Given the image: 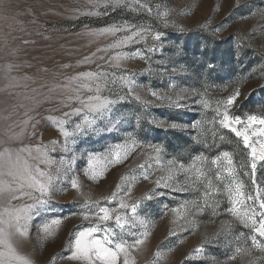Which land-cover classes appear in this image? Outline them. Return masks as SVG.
I'll return each mask as SVG.
<instances>
[{
	"label": "rangeland",
	"instance_id": "1",
	"mask_svg": "<svg viewBox=\"0 0 264 264\" xmlns=\"http://www.w3.org/2000/svg\"><path fill=\"white\" fill-rule=\"evenodd\" d=\"M105 2L0 0V143L23 129L22 139L13 147L31 149L32 156L38 155V147L47 149L55 161L54 165L40 164L26 152L29 164L55 173L61 157L64 165L71 162V172L59 175L52 210L34 218L31 242L20 254L33 264H78L67 259L66 250L77 231L91 226L80 215L89 211L84 201L89 200L91 210L98 211L92 202L103 203L115 191L117 200L129 205L121 213L128 222L124 229L114 219L104 226L129 241V232L149 234L132 254L134 264H264V253L252 246L251 230L227 212L225 185L233 177L226 171V161L211 163L229 152L236 178L244 182L246 193L256 194L244 174L251 172L246 167L248 150L219 120L225 111L223 102L237 90L239 96L228 107L231 115L264 116V106L254 107L253 112L249 106L264 99V0H125L126 7L107 11ZM125 22L150 32L139 44L118 49L112 45L130 32L88 34ZM157 32L162 33L160 40L152 38ZM117 52L129 53L119 68L111 60ZM88 71L116 74L115 83L109 82L101 92L116 103L111 113L97 120V134L82 135L75 133V123L82 117L68 119L64 113L80 106L75 97L95 95L82 87L89 81L73 80ZM124 76L136 81L132 95H128ZM152 91L163 99L156 100ZM177 103L179 107L172 106ZM66 119L63 128L69 133L74 159L62 147L66 138L59 122ZM108 120L113 121L111 131L103 130ZM173 123L178 127L172 128ZM157 148L159 155L154 151ZM117 151L121 152L119 164L113 161ZM124 151L127 159H123ZM90 154L99 157L98 168L104 170L96 182L84 175ZM170 161L182 165L181 170L177 172ZM144 175L149 179L144 180ZM70 178L80 181L81 190L71 188ZM257 179L264 188V168L259 164ZM156 180H167L169 187L158 188ZM205 191L210 195L205 196ZM13 203L22 206L31 201L25 197ZM133 203L139 204L135 214ZM61 216L64 219L53 237L45 240L41 234L38 238L44 222ZM170 232L176 234L170 237ZM237 247L244 251L237 254ZM198 248L203 251L197 252ZM234 255L235 260L229 259Z\"/></svg>",
	"mask_w": 264,
	"mask_h": 264
},
{
	"label": "snow or ice",
	"instance_id": "2",
	"mask_svg": "<svg viewBox=\"0 0 264 264\" xmlns=\"http://www.w3.org/2000/svg\"><path fill=\"white\" fill-rule=\"evenodd\" d=\"M126 6L125 0H106L104 4L105 11L108 8L117 10ZM139 7L144 9L145 5L140 4ZM147 10L150 13L151 9L148 8ZM87 14L100 15V13L92 12ZM119 32H130V34L118 39L112 45L113 48L117 49L139 44L145 39V34L150 32V29L125 22L123 25H112L102 28L98 32H90L88 34L93 36L105 34L115 36ZM161 36L162 33L157 32L152 38L160 40ZM154 50L148 49V51ZM128 58V52H117L111 57V60L119 68V62ZM85 62H90V58H85ZM115 75L114 72L109 74L105 71H88L81 72L77 77L73 78V80L89 81V84H84L82 87L87 88L90 92H95V95H88L85 98H81L80 96L75 97L79 101L80 106L74 107L70 112L64 113V116L68 119L82 117L79 123H75V133L82 135L98 133L100 129L97 127V120L104 119L106 113H111L116 103L115 100L101 94L103 88H106L109 82L115 83ZM123 79L127 83L128 95H132L136 81L128 76H124ZM151 95L158 101L163 99L157 91H152ZM238 96L239 91L237 90L223 102L225 104V111L220 114L222 118L219 120V124L224 129H228L234 133L242 141L244 149L248 150L246 167H250L251 172H245L244 174L250 177L256 194L252 195L245 192L244 182L236 178V168L229 152H223L216 159H213L211 163L212 165H217L221 159L226 161L228 165L226 171L233 177L231 182L225 185L230 203L227 212L236 217L244 227L251 230L252 235L250 239L252 246L264 253V188L259 186L257 179L258 164L261 168H264V116L250 114L246 118H241L240 116L231 115L228 107L234 105ZM136 99L137 101L141 100L139 96ZM142 103L147 106L148 102L142 101ZM172 106L179 107V104L177 103ZM68 119L59 122V130L66 138L62 146L63 151L71 153L74 159L73 149L69 147L67 141L69 133L64 131L63 128V125L68 123ZM112 123L113 121L108 120L103 130L111 131L112 128L110 126ZM25 124H27V121H25ZM171 127L176 128L178 125L173 123ZM193 127H196V125H193ZM34 128L35 125H33V130ZM23 135L24 130L21 129L20 133L10 136L3 143H0V207H2V211H0V264H33L32 259L20 254L23 246L31 242L30 225L34 218L52 210V197L58 190L57 184L61 171H63L64 175L71 172V162L64 165V157L60 158L61 165L56 168L55 173L44 171L35 164H29L28 159L24 157V153L26 152L28 153V157L39 161L40 164L54 165L55 161L48 156L47 149L42 150L38 147L36 148L38 155L32 156L31 149L26 147L14 148V142L21 140ZM71 143H75V140H72ZM51 151H56V148L53 147ZM154 151L159 155L161 150L157 148ZM127 155L128 152L124 151L123 159H127ZM113 161L117 164L121 163L120 151L114 153ZM98 163L99 157L90 154L87 159V168L84 175L93 182H96L104 175V170L98 168ZM169 163L170 166L176 168L177 172L182 168V165L171 161ZM143 179L148 180L149 176L144 175ZM216 179H221L219 174L216 175ZM70 183L72 189L81 190L82 185L77 178H70ZM155 184L158 188L169 187L167 180L163 182L162 180H156ZM117 188L120 189L121 185L117 184ZM172 190L177 191L181 189L173 188ZM183 190L186 191L187 189ZM124 194L129 195L130 189ZM163 194L159 193V195ZM118 195L119 193L114 191L109 197L105 198L103 203L92 202L96 204L98 211L91 210L89 200L84 201V207L89 208V211L82 212L80 215H82L84 220L90 221L91 226L82 228L75 233L74 239L69 242V248L66 250L69 253L67 256L68 260L76 261L78 264H121V262L122 264H134L132 254L139 249V246L146 243L149 234L145 231L137 236L135 232H129L128 235L132 237L131 241H129L123 236H119L110 226H104L114 219L115 225L120 229H124L128 222L126 216L121 213L126 212L129 209V205L123 200H117ZM152 195L155 196L157 194L153 193ZM209 195L210 193L205 191V196ZM25 197L31 203H23L22 206L13 203L14 201L23 200ZM144 199H150V197H145ZM112 204H115L116 207L110 208L107 206ZM138 207V203H133L131 205V212L135 214ZM208 207L212 206L208 205ZM218 207V205L213 207V216L217 215ZM172 212H177V209H172ZM63 219L64 217L61 216L44 222L38 230V238L41 234H43L45 240L53 237ZM141 223L146 222L141 221ZM134 226L135 224L133 223ZM175 234V232H170L169 236L171 237ZM196 251L202 252L203 248H198ZM235 251L239 254L244 250L237 247ZM158 257L166 260L163 253H158ZM52 259L55 260L56 258L53 257ZM229 259L235 260L236 256L234 255Z\"/></svg>",
	"mask_w": 264,
	"mask_h": 264
},
{
	"label": "trees",
	"instance_id": "3",
	"mask_svg": "<svg viewBox=\"0 0 264 264\" xmlns=\"http://www.w3.org/2000/svg\"><path fill=\"white\" fill-rule=\"evenodd\" d=\"M249 104H250V103H249ZM260 105H261V106H260ZM249 106H251V107H250L251 110L253 109L251 112L255 111V110H254V107H257V108H260V107H261V108H263V106H264V99H263V103H260V104H252V103H251Z\"/></svg>",
	"mask_w": 264,
	"mask_h": 264
}]
</instances>
